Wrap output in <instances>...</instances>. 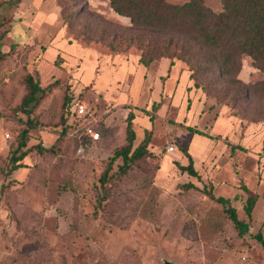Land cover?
<instances>
[{"label":"rangeland","instance_id":"obj_1","mask_svg":"<svg viewBox=\"0 0 264 264\" xmlns=\"http://www.w3.org/2000/svg\"><path fill=\"white\" fill-rule=\"evenodd\" d=\"M66 1L22 0L0 8V264H264L256 238L260 234L264 242V121L252 122L242 103L218 102L192 82L194 90L186 93L185 77L160 93L157 63L137 86L139 52L132 47L116 55L77 38L63 21ZM202 2L221 10V0ZM78 6L129 23L109 0H80ZM241 64L231 78L245 85L264 78L249 58ZM26 75L38 77L44 89L27 148L39 144L52 151L31 150L25 167L9 175L10 153L25 128L26 118L15 109L26 94ZM68 96L84 101L99 121L98 142L80 144L72 131L64 132ZM130 111L132 149L148 139V154L122 175L116 174L117 159L101 188L108 159L126 144ZM219 118L218 134H211ZM187 154L197 177L179 169L188 164ZM210 189L248 224L246 235L238 237L222 207L205 194ZM248 193L256 197L250 218L244 212Z\"/></svg>","mask_w":264,"mask_h":264},{"label":"trees","instance_id":"obj_2","mask_svg":"<svg viewBox=\"0 0 264 264\" xmlns=\"http://www.w3.org/2000/svg\"><path fill=\"white\" fill-rule=\"evenodd\" d=\"M21 2L22 0H0V8L17 7ZM79 3L80 0H67L62 7V14L68 31L77 32V38L82 37L83 42L100 43L116 55L133 47L139 52L138 62L145 68L163 58L170 61V67L176 61H181L188 67L193 86L200 88L206 96H213L221 103L225 101L229 106L242 103L244 113L251 117L252 122L264 121V78L245 85L235 77H230L232 71L237 75L244 56L251 60L256 70L264 74V0H221L219 12L205 7L202 0H189L181 5L169 4L165 0H109L111 10L116 15L127 18L128 25L108 21L97 13L88 11L87 7L80 8ZM81 19L83 25L81 24V31L78 32L75 28L81 23ZM0 58H3L1 51ZM24 85L26 94L15 111L26 118L25 128L19 132L16 148L10 153L6 171L9 175L25 167L22 161L31 150L39 154L52 151V147L45 149L39 144L27 148L29 131L37 127L34 110L43 98L44 89L40 86L38 77L32 75L25 76ZM73 99L68 96L63 102L64 118H61V123L65 125L64 132L67 133H74L79 125L78 121L70 117L69 109ZM134 118L130 111L126 117V144L115 150L108 159L99 178L101 188L111 180L110 172L117 159L120 158L122 164L116 174L122 175L148 154V139L143 145L132 149L136 138ZM149 119L152 121L153 117L150 116ZM82 143L89 142L83 139ZM187 158L188 164L179 166V169L191 177H197L190 155L187 154ZM185 188L197 190L192 184ZM3 191L4 187L0 189L1 196ZM205 194L222 207L238 237L248 233V224L237 217L227 199L214 197L212 189L206 190ZM104 201L105 197L102 195L98 206ZM255 201L256 197L248 193L244 205L248 218ZM256 238L264 246L260 234Z\"/></svg>","mask_w":264,"mask_h":264},{"label":"crops","instance_id":"obj_3","mask_svg":"<svg viewBox=\"0 0 264 264\" xmlns=\"http://www.w3.org/2000/svg\"><path fill=\"white\" fill-rule=\"evenodd\" d=\"M169 63H170V61L168 59L163 58L159 62H157V64H158L157 67L155 66L156 67V72H155L156 74H154V75H156V79H157L156 83H155V87L156 86L159 87L160 93H161V91H165L166 90L165 88L168 86V84L169 83L172 84L173 81H174V84L176 82V87L181 85L180 82H181L183 77L186 78L184 80L185 81V90L187 89L185 92L188 93L189 90L190 91L194 90L193 86L191 84V81L189 79L190 73L188 71H186V70H182L183 67L178 62H175L174 65L171 66V67L169 66ZM154 65H155V63H154ZM126 68H128V67H126ZM139 69H140V73H139L140 83L135 81L137 86L141 85L144 82L145 72L147 73V70H148L147 68L142 66L138 62V59H137V67L135 68V72H137ZM125 75H127V73ZM157 87H156V89H157ZM191 88H192V90H191ZM169 96H170L169 93H163L164 99L166 97H169ZM219 122H223V121H221V118H219L218 121H216V123H215L216 125L211 129V134H213V132L215 134H218V130H220L219 129L220 128V123ZM227 130L230 131L229 128ZM229 131H227V132H229ZM237 145L238 146H242V145H239V144H237Z\"/></svg>","mask_w":264,"mask_h":264},{"label":"built area","instance_id":"obj_4","mask_svg":"<svg viewBox=\"0 0 264 264\" xmlns=\"http://www.w3.org/2000/svg\"><path fill=\"white\" fill-rule=\"evenodd\" d=\"M69 112L70 117L79 122L78 130L74 131L73 134L80 139V144L83 139H86L89 143H96L100 140V134L97 130L99 121L93 117V113L84 101L73 99ZM173 150V147L168 148L170 152H173Z\"/></svg>","mask_w":264,"mask_h":264}]
</instances>
